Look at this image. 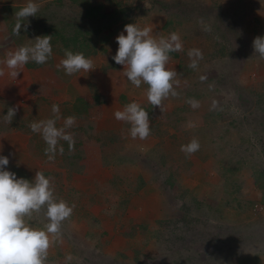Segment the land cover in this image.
<instances>
[{"label":"rangeland","instance_id":"obj_1","mask_svg":"<svg viewBox=\"0 0 264 264\" xmlns=\"http://www.w3.org/2000/svg\"><path fill=\"white\" fill-rule=\"evenodd\" d=\"M142 1L86 0L90 6H101L107 18H83L77 6L49 2L28 18L27 33L16 36L31 46L38 36L57 32L70 39L79 30L80 44L94 48L88 58L96 69L69 76L57 68L65 49L51 39L52 57L43 65L35 63L34 68L43 70L42 82L47 79L48 84L32 88L31 112L16 113L10 125L0 119V155L6 156L5 150L12 155L6 170L30 181L41 171L54 178L58 198L75 204L62 237L49 249L47 264H264V198L254 183V174L264 172V60L253 48L254 39L264 37V0L232 7L213 0H146L151 12L142 9ZM161 3H169L172 12L186 14L191 21V31L176 32L183 51L179 58L171 56L167 67L178 73L179 95L163 102L164 113L181 108L194 120L178 132L155 118L146 140L132 139L130 125L116 120L114 113L119 105L123 110L131 102L149 103L147 86L134 87L123 66L113 61L119 47L116 37L133 23L151 28L156 38L169 37L159 22ZM122 10L132 16L112 18ZM5 21L6 17L3 25ZM219 46L227 48L228 56L210 58ZM190 49L203 53L196 70L188 67ZM111 78L123 83L126 99L92 105L93 89L114 87ZM38 93L48 95L49 103H37ZM189 99L198 101L199 107L193 108ZM82 100L88 109L83 110ZM54 104L60 108L57 127L68 116L76 117V126L67 130L73 137L74 130L87 124L95 125L97 133L109 134L95 152L75 143L73 156L79 164L64 160L65 141H60L64 154L57 152L49 160L41 135L29 127L33 121L52 118ZM193 138L200 149L187 156L180 149ZM23 145L30 149L28 160H14L16 153L23 154L15 149ZM79 166L83 173L75 170ZM175 180V186L168 183ZM46 223L41 213L35 226Z\"/></svg>","mask_w":264,"mask_h":264},{"label":"clouds","instance_id":"obj_2","mask_svg":"<svg viewBox=\"0 0 264 264\" xmlns=\"http://www.w3.org/2000/svg\"><path fill=\"white\" fill-rule=\"evenodd\" d=\"M40 5L35 0H28L25 6L15 13L16 24L14 34L20 35L21 27L27 31L29 17L37 16ZM127 33L125 35L124 33ZM52 36H38L31 46H21L14 52H9L4 63L11 70L10 75L16 78L29 62L43 65L53 55ZM119 47L112 57L113 61L123 66V74L136 88L146 85L148 102L158 106L163 112V102L169 97H177L176 91L178 73L170 70L167 65L173 52L183 51V44L178 33H171L169 37L152 35L149 27L141 28L136 23L127 24L123 32L116 37ZM255 55L264 60V37L257 36L253 41ZM65 58L57 64L66 75L95 70L94 62L83 53L65 49ZM189 68L196 70L199 61L203 59L200 49H190ZM0 70V76H3ZM203 81L206 77L201 76ZM193 107H199V102L189 99ZM16 108H9L4 121L11 124L16 115ZM53 117L33 121L29 127L33 133L40 134L47 145L44 149L49 160H53L59 152L64 154V147L60 141L68 144L69 152L75 150V140L71 132L67 131L76 126V117L68 116L63 126L57 127L61 119L60 108L52 106ZM115 119L130 125L132 139L146 140L151 135L150 117L139 103L131 102L123 110L114 113ZM200 149L199 141L193 138L188 144L181 146V151L187 156ZM10 163L8 156L0 155V264H47L49 249L62 237V227L70 219L75 204L69 205L65 200L56 196L54 178L46 177L37 171L34 180L17 178L16 173L6 170ZM43 213L47 223L36 227L37 217ZM66 259L71 260L68 256Z\"/></svg>","mask_w":264,"mask_h":264},{"label":"trees","instance_id":"obj_3","mask_svg":"<svg viewBox=\"0 0 264 264\" xmlns=\"http://www.w3.org/2000/svg\"><path fill=\"white\" fill-rule=\"evenodd\" d=\"M244 1L246 0H230L232 6L234 4H243ZM56 3L58 4H64L63 0L61 1H56ZM71 5L77 6L81 9L82 13V17L83 18H107V16L101 12L102 7L101 6H90L89 4H86V0H71ZM162 6V10L165 13L166 16V23H164V25L162 26L161 30L162 32L166 33V34H171L173 32H189L191 31V29H189V24H190V20L189 17L186 16V14H179L178 12H172V6L169 3H161ZM12 9H8V11ZM20 10V9H19ZM17 10V11H19ZM245 14V13H244ZM132 16V12L131 11H119L115 17H112L113 19H124V18H129ZM194 17L192 16L191 19H193ZM75 34H73V36L70 39H66L65 37H61L59 36V33L54 32L51 36H52V40L54 41L55 45L59 44L60 42L62 43V47L63 50L64 49H68L73 51V53H77V52H81L83 53L86 57L90 56L91 54H94V48L93 46H85L84 44H80V35L82 32H80L79 30H75L74 32ZM88 47L87 51L84 52V48ZM230 47V46H229ZM59 49V47H58ZM86 49V48H85ZM54 51V50H53ZM56 52V51H55ZM57 52L60 53L59 50H57ZM170 56H172L173 58H179L180 54L179 52H173L170 54ZM227 48L226 47H221L219 46V49L217 50L216 54L213 52L212 54H210V58H224L227 57ZM30 65H34L32 67H36L37 65H35V63H29ZM184 65L181 66V74L183 72ZM109 82L114 83V87H112L111 85H109L107 87V91H102V92H96L95 89H93V99H94V103L92 105H96V106H100L103 105L105 103H107V101L109 100V98H112L114 101L118 102H122V99H126L124 97V94H122V82L117 80V79H112L109 80ZM116 84H119L118 86ZM107 85V84H106ZM117 87V88H116ZM121 87V88H120ZM36 88V87H35ZM44 88V87H43ZM94 88V87H93ZM42 89V88H41ZM40 89V90H41ZM118 91V92H115ZM42 92V91H39ZM118 95H117V94ZM38 101L37 103L40 104H48V95L45 96L44 93H38ZM124 101V100H123ZM82 104V108L84 109H88V104L87 102H85L84 100L81 101ZM124 104V103H123ZM141 106L148 111L149 113V117H150V121L154 120L155 118L166 123L167 125H169L174 131H180L181 129H183V127L187 126V124H189V121H192L194 119L192 118H188L186 115L184 116L182 113V109L179 108V110L177 109L175 111L174 114H165L164 110L163 112L161 111V109L156 106L153 107L150 103H145V104H141ZM81 106H78V109ZM82 110V111H83ZM83 112H80L79 116H83L82 115ZM192 119V120H191ZM207 122V118L204 119ZM2 121V120H0ZM89 128L90 130L93 129L92 131H94L93 133H89L88 131H86V128ZM21 129H23V131H27V128L25 127V125L21 126ZM22 131V132H23ZM74 140L75 143L78 144V146L81 147V149H83L85 146H89L91 148V150L93 149V151L95 152V150H98L99 147L101 148V146L103 144H101V142L105 141L106 137L109 135L103 133H97L95 131V125L93 124H87V126L85 128H81L78 130H74ZM80 141V143H79ZM108 142H111V140H108ZM43 144V142L41 143V145ZM45 145V142L44 144ZM68 145V144H67ZM45 147H47L45 145ZM67 154L64 157L65 159H69L71 161H75L78 163L77 161V155L74 157L73 156V152H69V148H67ZM88 161L84 162V165L87 164ZM238 167V166H237ZM166 169L169 170L170 166H166ZM238 170L240 169L237 168ZM77 172L83 173V167L79 166L78 168L75 169ZM254 183L255 186L258 188V190L262 193L263 198H264V172L258 171L254 174ZM168 183L170 185H176V180L175 181H168Z\"/></svg>","mask_w":264,"mask_h":264},{"label":"crops","instance_id":"obj_4","mask_svg":"<svg viewBox=\"0 0 264 264\" xmlns=\"http://www.w3.org/2000/svg\"><path fill=\"white\" fill-rule=\"evenodd\" d=\"M56 1H61V0H35V2L40 5V9L43 8L44 5L48 4L49 2H56ZM151 1L153 2L154 0ZM213 1L217 3L218 2L221 3L224 1L226 3H229L232 7L230 0H213ZM27 2L28 0H0V70H3L4 72V75L0 76V119L2 118L4 119V116L1 115V112H3L4 108L10 106L12 103H13L12 107L17 109L16 113L22 114V112L24 111L31 112L30 110L33 107L32 104L34 100L32 99L30 100L29 95L32 91V88L36 86L41 88L43 86H47L46 84H48L47 79H44V82H42L41 80L43 79L41 77L43 70L32 67L34 66L33 64L30 65L28 63L24 67L22 72H20L19 75L16 78H14L10 75L11 70L8 69L4 63L5 59L7 58V54L9 52H14L17 48L24 46L21 42L17 41L16 39L17 35L14 34L13 30L16 24L15 13L17 12V10L25 6ZM63 2L67 4V2L71 3V0H63ZM141 5H142V9L145 11L150 10L151 12L153 10L151 6H148V2H146V0H143L141 2ZM8 9H12V11L11 10L8 11ZM162 11L163 10L160 11L158 9L157 13L160 15L159 22L163 26L164 23H166L167 18ZM4 17H6V21L4 22V25H6V27L3 25ZM24 23L28 24V21H24ZM24 32L25 34L27 33V31L24 30V26L22 25L20 35H23ZM26 46H28V43H26ZM38 78H40L41 82L38 80ZM35 83L37 85H35ZM119 106L118 108L120 109ZM6 113L7 111L3 112L2 114H6ZM34 114H36V112ZM32 149L33 152H35V147ZM18 151L23 154L18 155L16 153L15 154L16 158L14 160L18 159V160H22L23 162L25 158H27L26 160H28V156H30L28 155V153H30L29 147L27 148L26 145H23L20 149L17 148L15 149V152ZM4 154L9 157V161H12V155L10 152L7 153L5 150Z\"/></svg>","mask_w":264,"mask_h":264}]
</instances>
